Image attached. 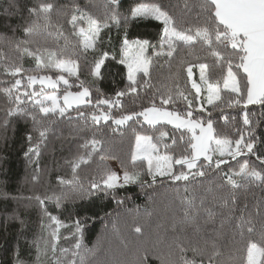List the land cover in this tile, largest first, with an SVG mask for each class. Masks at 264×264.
<instances>
[{
  "label": "snow or ice",
  "instance_id": "snow-or-ice-1",
  "mask_svg": "<svg viewBox=\"0 0 264 264\" xmlns=\"http://www.w3.org/2000/svg\"><path fill=\"white\" fill-rule=\"evenodd\" d=\"M120 6L121 0H105L103 17L93 15L88 6L82 7L77 0L60 6L52 0H38L26 6L28 15L22 26L23 36L15 41L17 57L8 61L3 69L13 80L3 81L0 95L5 97L8 105L2 125L5 130L12 117L32 122V130L25 134L28 147L24 157L35 165V174L31 177L34 182L39 180V157L42 147H47L56 118L82 120L83 126H77L68 137L62 138L77 144L73 158L65 161L71 168V179L56 177L62 191L28 198L39 205L40 226L47 232V237L29 242L25 236L27 221L14 210L0 221L5 233L10 222L17 227L16 242L11 249H6L11 252V258L0 259V264H85V257L80 254V240L85 226L94 217H81L76 212L74 218L66 222L49 211V201H55L58 212L68 202L76 206L110 199L119 206L128 199L121 195V190L128 185L151 188L157 177L188 184L213 173H223L226 184L210 182L198 203L195 188L185 186L183 195L179 196L181 210L172 219L171 230L175 236L169 246L166 264H228L222 259L226 246L221 244L228 229L238 231L242 236L247 234L243 264H264V199L254 206L253 213L247 195L243 202L237 196L241 187L246 192L252 187L264 189V155L257 147L264 144V139L255 135L259 121L254 124L252 117L255 114L249 110L250 105L264 110V0H192L191 3L184 0V10L197 9L196 23L178 21L169 10L177 5L165 6L159 0L138 2L126 13L120 11ZM10 7L17 8V0H13ZM54 14L63 18L64 23L59 19L54 22ZM131 22L162 25L157 42L153 43L150 38L130 40L128 27ZM65 24L70 26V36L77 38L76 43L65 36ZM113 28L118 33L121 29L124 32L119 59L115 54L110 56L102 47L112 43ZM37 36L63 38L65 45L56 48L41 45L35 39ZM181 44L189 49L200 45L207 56L203 60L197 56L195 63L181 58L177 73L169 78L170 83L156 87L152 82L155 60L166 57L171 68ZM69 48L71 54H68ZM25 56L35 61L32 71L39 73L53 69L59 75L53 79L49 75L27 74L29 70L19 62ZM0 59H3L2 52ZM109 60L123 68H116L113 75L107 70L106 61ZM194 68L199 69V83L193 79ZM182 72H186V80L195 90L192 98L179 85ZM65 73L75 80L70 82ZM82 76L85 78L81 79ZM110 76H113V85L117 83L114 76H120V82L126 80V83L117 88L112 97H107L102 85ZM37 84L41 86L39 90L34 87ZM60 85H63L62 95L58 94ZM205 86L207 105L213 110L219 109V120L229 124L230 116L224 108L239 107L243 129L236 128L234 135L218 131L213 112L203 106ZM73 87L76 91L71 90ZM126 97L133 98L134 105L140 100L139 110L126 108L123 103ZM144 100L148 102L145 104ZM178 102L185 105L184 110L175 107ZM261 117L264 119V111ZM235 119L231 117L232 121ZM101 121L113 132L131 127L134 143L126 159L108 157L116 161L117 166L105 165L85 183L79 177V169L88 165L94 154L103 151L104 141L99 138L98 131H93ZM245 154L254 155L260 167L250 166L245 161L238 171L223 172L221 165H226L229 157L236 159ZM104 159L101 155V160ZM0 199L16 198L0 189ZM69 225L72 231L65 239L75 238L76 244L75 250H71V258L65 259L70 250L62 248L57 256V242L60 228ZM134 231L141 233L142 229L136 227ZM257 234L261 238L259 242L254 239ZM21 238L28 247V257L33 256L34 250V259L24 255Z\"/></svg>",
  "mask_w": 264,
  "mask_h": 264
},
{
  "label": "trees",
  "instance_id": "trees-1",
  "mask_svg": "<svg viewBox=\"0 0 264 264\" xmlns=\"http://www.w3.org/2000/svg\"><path fill=\"white\" fill-rule=\"evenodd\" d=\"M13 0H0V52L3 53V59H0V86H3V81H12L13 78L4 74V66L8 61L15 60L17 54L15 52V41L22 38V26L27 17L26 6H30L38 2V0H17L18 7L12 8L10 5ZM58 6L67 5L71 0H52ZM81 6H88L89 11L93 15L103 17L105 0H77ZM138 2H151V0H121L120 11L126 13L131 7ZM165 6L170 4L177 5L169 10L177 17L178 21L183 19L188 23H196L197 9L187 12L183 9L184 0H159ZM191 3L192 0H189ZM59 19L60 23H64L63 18H58L55 14L53 21ZM162 30V25L158 22H152L151 25H146L143 22H131L128 27V38L135 40L137 38H150L153 43L158 40V34ZM70 26L65 24V36L72 39L73 43L77 42V38L70 36ZM124 35L123 29L117 32L112 29V43H105L103 50L116 55L120 58V44ZM35 39L41 45H46L51 48L64 47L65 39L59 40L54 36H37ZM107 40V37H105ZM68 54H71V48L68 49ZM151 53H149L150 55ZM199 56L203 60L207 53L201 50L200 45L195 49H189L184 45H180V50L176 58L171 62V68L167 63V58H159L155 60L152 77L156 87H163L170 83V76L177 73L179 61L181 58L186 61L196 62ZM91 59V57H89ZM25 69H28L27 74L49 75L53 79L59 75L57 70L46 69L39 73L32 71L35 69V61L29 57H23L19 61ZM107 70H110L113 75L116 68H123L122 65H117L115 61H106ZM67 77V74H64ZM70 82L75 80L74 77H67ZM85 77H81L84 79ZM117 83H111L113 76L102 85L103 94L107 97H112L117 88H121L126 83V80L121 81L120 76H114ZM215 78V77H213ZM26 83V81H25ZM78 83V82H77ZM179 85L182 89H186L189 98L195 96V90L191 88V84L186 80V72L180 73ZM36 88V86H35ZM72 91H76L73 87ZM155 89H153L154 91ZM144 93H141V97ZM151 92H149V98ZM96 94H93V104H95ZM227 100V96H225ZM145 104L147 100L143 101ZM158 102V100H157ZM126 108L136 107L139 110L140 100L133 104V98L126 97L123 99ZM7 101L3 95H0V189L6 191L10 196L16 199H0V221L7 215H10L14 210L19 211L24 215L27 221L25 236L30 242L38 237H47L40 226L41 213L38 203L29 197L35 196H50L53 193H60L61 186L56 179L57 176H62L65 179H71V168L65 162L71 160L77 151L76 142L69 143L62 139L68 137L69 133L73 132L77 126H83L82 120H72L56 118L52 124V132L49 133L47 147H42V153L39 157V180L31 179L34 173V164H30L24 157V152L27 150L28 143L25 139V134L32 130V122L23 120L19 117L10 118V123L5 130L2 125L6 118ZM179 110H184L185 105L178 102L175 106ZM213 112V118L217 122V129L221 133L235 134L236 128L243 129L242 113L239 107L224 108L225 113L230 116V123L225 125L222 120H219V109L213 110L210 105L205 106ZM91 111L92 109H88ZM250 112L255 115L252 117L254 124L259 121V126L256 128L255 135L264 139V119L261 117L262 110L259 106H249ZM115 114H119L118 110L113 109ZM75 116V112H72ZM236 117L234 121L231 117ZM131 123V122H130ZM111 124V121H109ZM139 127L138 125H132ZM114 127V126H113ZM147 128V125L144 126ZM171 129V126H168ZM98 131L99 138L103 143V151L94 154L88 165H84L79 169V177L87 183L100 169L105 165L111 166L108 157L116 156L121 160L129 156L131 147L134 143L131 127H126L122 132H113L110 128L101 121V125L93 129ZM35 135V133H33ZM170 143V141H169ZM261 155H264V144L257 145ZM83 151V150H81ZM101 155L105 159L101 160ZM35 159V158H34ZM248 162L250 166L259 168L260 163L254 155L245 154L238 156L236 159L228 158L226 165H221L223 172L230 173L237 171L239 167ZM116 163V161H114ZM226 184V178L223 173H213L204 178H197L196 181L186 184V182H172L167 178L157 177V182L151 187H141L140 184H131L121 190V195L128 197L123 205H117L108 200H96L92 203H84L74 206L71 202L58 212L55 207V201L47 202V207L54 215H58L60 219L68 221L74 218V214L79 212L81 217L87 215L94 217L90 219L85 226L83 237L80 240V254L85 257V264H166L169 259L168 253L170 245L175 233L171 230V223L174 215L181 210V202L179 196L183 195L184 187L189 189L195 188L197 192V203L199 196L203 195L204 188L209 183ZM227 186L225 191H227ZM247 195L250 211L255 212V205L264 199V189L252 187L249 191H245L244 187L237 190V196L241 202L244 201ZM110 213L111 215H105ZM47 224L48 221L45 220ZM53 227H55L53 225ZM140 227L141 233H136L134 229ZM72 231L71 226L68 228H60V239L57 242V256L60 255V249L67 248L75 250V238L65 239L70 236ZM17 227L13 222H10L5 233L4 228L0 225V259L10 260L11 252L6 249H11L16 242ZM254 239L259 242L260 236L257 234ZM247 234L243 236L238 231L226 230L225 238L221 241L225 245V259L228 264H243L246 256ZM21 249L26 258L34 259L33 256L28 257V247L25 244L24 238L20 240ZM92 250V251H87ZM51 255V253H49ZM230 255V259H228ZM175 257H173L174 259ZM79 257H77V261Z\"/></svg>",
  "mask_w": 264,
  "mask_h": 264
},
{
  "label": "rangeland",
  "instance_id": "rangeland-1",
  "mask_svg": "<svg viewBox=\"0 0 264 264\" xmlns=\"http://www.w3.org/2000/svg\"><path fill=\"white\" fill-rule=\"evenodd\" d=\"M209 62H211V58H209ZM67 74V73H66ZM193 79L194 80H196L197 81V83H199L200 82V80H199V69L198 68H194L193 69ZM36 86V89L37 90H39L40 89V85L39 84H37V85H34V87ZM62 89H63V85H60L59 86V90H58V94H60V95H62ZM45 91L46 92H50L51 90H49V89H45ZM206 98H207V91H206V86H205V90H204V92L202 93V99H203V101H204V107L207 105V100H206ZM62 102V101H61ZM110 165H111V167H116L117 166V163H115L114 161H110ZM240 168V167H239ZM239 170V169H238ZM237 170V171H238ZM239 179V178H238Z\"/></svg>",
  "mask_w": 264,
  "mask_h": 264
}]
</instances>
